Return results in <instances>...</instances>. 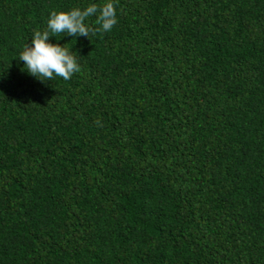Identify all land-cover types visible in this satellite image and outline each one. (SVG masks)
Wrapping results in <instances>:
<instances>
[{"label":"trees","instance_id":"1","mask_svg":"<svg viewBox=\"0 0 264 264\" xmlns=\"http://www.w3.org/2000/svg\"><path fill=\"white\" fill-rule=\"evenodd\" d=\"M105 2L0 0V264H264V0H113L50 38L69 80L24 71Z\"/></svg>","mask_w":264,"mask_h":264},{"label":"clouds","instance_id":"2","mask_svg":"<svg viewBox=\"0 0 264 264\" xmlns=\"http://www.w3.org/2000/svg\"><path fill=\"white\" fill-rule=\"evenodd\" d=\"M90 17H95L98 31L110 32L117 24L116 6L113 0H106L102 5L90 3L86 7H76L67 12L52 11L49 14L46 29L37 30L25 43L19 53L18 61L23 62L24 71L40 83L52 81L55 77L69 80L80 71L76 53L65 45L50 42L57 35L68 37H89L92 31L86 23Z\"/></svg>","mask_w":264,"mask_h":264}]
</instances>
